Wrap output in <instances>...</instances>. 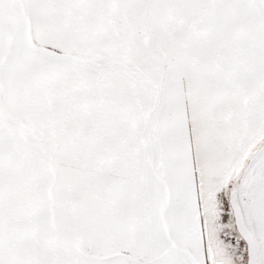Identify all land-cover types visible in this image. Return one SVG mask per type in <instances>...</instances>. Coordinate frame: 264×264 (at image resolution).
Segmentation results:
<instances>
[{
  "label": "snow or ice",
  "instance_id": "6c2138e0",
  "mask_svg": "<svg viewBox=\"0 0 264 264\" xmlns=\"http://www.w3.org/2000/svg\"><path fill=\"white\" fill-rule=\"evenodd\" d=\"M0 264H264V0H0Z\"/></svg>",
  "mask_w": 264,
  "mask_h": 264
}]
</instances>
